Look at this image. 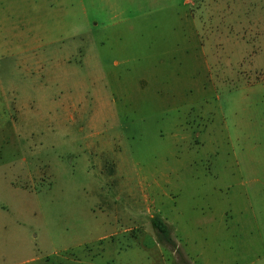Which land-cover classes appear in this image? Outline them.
I'll list each match as a JSON object with an SVG mask.
<instances>
[{"label":"rangeland","instance_id":"rangeland-1","mask_svg":"<svg viewBox=\"0 0 264 264\" xmlns=\"http://www.w3.org/2000/svg\"><path fill=\"white\" fill-rule=\"evenodd\" d=\"M0 264H264V0H0Z\"/></svg>","mask_w":264,"mask_h":264},{"label":"trees","instance_id":"trees-1","mask_svg":"<svg viewBox=\"0 0 264 264\" xmlns=\"http://www.w3.org/2000/svg\"><path fill=\"white\" fill-rule=\"evenodd\" d=\"M154 224L159 230L160 235L166 236L167 235V225L161 219H155Z\"/></svg>","mask_w":264,"mask_h":264}]
</instances>
